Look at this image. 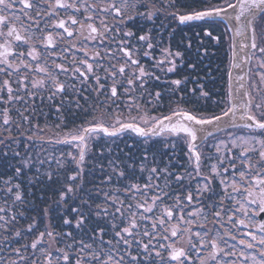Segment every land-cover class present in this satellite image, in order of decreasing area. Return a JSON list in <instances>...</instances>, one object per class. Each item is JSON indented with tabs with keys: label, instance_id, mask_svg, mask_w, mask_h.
Here are the masks:
<instances>
[{
	"label": "snow or ice",
	"instance_id": "snow-or-ice-1",
	"mask_svg": "<svg viewBox=\"0 0 264 264\" xmlns=\"http://www.w3.org/2000/svg\"><path fill=\"white\" fill-rule=\"evenodd\" d=\"M217 29L230 68L255 60L251 90L228 71L223 100L200 75ZM73 37L98 43L53 51ZM125 134L144 147L93 152ZM0 201V264H264V0H0Z\"/></svg>",
	"mask_w": 264,
	"mask_h": 264
},
{
	"label": "trees",
	"instance_id": "trees-1",
	"mask_svg": "<svg viewBox=\"0 0 264 264\" xmlns=\"http://www.w3.org/2000/svg\"><path fill=\"white\" fill-rule=\"evenodd\" d=\"M219 35H222V30L220 29V33ZM206 45L208 46V51H209V55L205 58V61L207 63V68L204 72V63L201 66V72L200 75L205 76V73L207 74V77L210 79L209 83L206 84L207 89L212 93V95H216L220 86V82H222V76L224 81H226V74H227V66L229 65V57H230V51L229 49H226L225 46V42L224 41V36L222 35V39H221V45L219 47H214L213 45V41L206 39L205 40ZM221 62V66L223 67L222 72L220 70L217 69V66H219V63ZM217 96V95H216ZM164 106L170 105L169 102L167 101V97H165V101H164ZM150 107V106H149ZM153 111H155V109H153ZM41 123L44 122V117L41 116L40 118ZM53 131H59L54 129ZM20 143L19 145H13L14 147L17 148L18 151L24 152L26 145H28L30 142H28L24 137H20ZM137 141L140 143V147L143 148L144 145L142 144V139L141 138H137L134 135L131 134H126L123 135L122 137L116 138L115 143H112L111 140H107V143L105 144L104 141H101L99 144H94L92 146L93 148V152L94 153H98L100 151L104 152V156L105 157H113L116 155H119L121 159H124V153L128 152L129 149L127 147V144H132L133 141ZM125 141L127 143H125ZM101 145H103V147H101ZM41 145L37 144L35 148L31 149L34 153L35 152H39ZM43 147L45 149H47V152L49 154H54L57 157L60 156L62 151H68L69 148L67 145H58V144H43ZM111 147L112 148V152H108V148ZM122 150V151H121ZM43 155V153H42ZM134 155L139 156L140 155V149H135L134 150ZM106 163V161H104ZM94 161L89 165V168L92 169L93 175L88 176L89 180H93L96 177L99 176V172L98 170H96L94 168ZM46 167V166H45ZM89 169H86V171H88ZM32 172L35 171V168L31 169ZM89 187H91V184L89 185ZM0 203H2V201H0ZM21 228H25L26 227V222L24 220V218H21V224H20ZM42 230V229H41ZM60 230V229H58ZM62 230L63 231H70L71 229L68 226H62ZM30 238L27 234L25 235V237H19L16 238L17 240H19V244H10L8 246H6L5 252L2 253V255L4 256H8L11 249L15 248V247H20L21 244L30 242ZM25 256H30L32 255V252H25L24 253ZM36 256H39V253H36ZM13 259H16V257H12ZM40 260L42 261L43 258L40 257Z\"/></svg>",
	"mask_w": 264,
	"mask_h": 264
},
{
	"label": "flooded vegetation",
	"instance_id": "flooded-vegetation-1",
	"mask_svg": "<svg viewBox=\"0 0 264 264\" xmlns=\"http://www.w3.org/2000/svg\"><path fill=\"white\" fill-rule=\"evenodd\" d=\"M17 7L19 8V6H17ZM59 11H60V16L61 17H66V15L73 14V12L71 10L67 14L63 10H59ZM76 15H77V18L78 19H82V17L79 14H76ZM55 19L56 18L53 17V19H52L51 22H55ZM109 22L110 23L112 22L111 21V18H109ZM16 26L19 28V24L18 23H17ZM41 28L44 31H52L54 36H55V33L56 32H61V33L63 32L62 29H51V28L44 29L43 24L41 25ZM222 32H223V30H222ZM219 33H220V29H217V31L214 34L219 36ZM21 34L23 35L24 33L21 32ZM37 35H40V33H37ZM223 36H224V41H226L225 42L226 49H230V47H229V45L231 43V41H230V33H228L226 35H223ZM206 39L207 38H205V40ZM97 43L98 42H93V41H88L86 43H81L79 41V39H77L75 37H73V38H66V40H64V41H58L56 43V46L53 49V51H56L57 53H59L62 49L68 48L69 51L66 53V55L69 57V59H73V58L79 59V58H82L83 57V53L81 51H79V49H81V48H89V47L90 48H95L96 45H97ZM72 45H75V47H72ZM213 45H214V47H219L221 45V42L219 44H216L213 41ZM39 47H41V50H43V46H39ZM157 56H159V53H157ZM57 62H61V61L57 60ZM229 62H230V58H229ZM203 63H204V72H205V70L207 68V63H206L205 59H204ZM220 66H221V62L219 63V66H217V69L222 72L223 67H220ZM254 66H255V60L253 59V60H251L250 67H249V68H252L253 72L255 71V67ZM229 68H230V63L227 66V73L229 71ZM173 77H174V74H168V77H166V78H173ZM63 78L64 77L61 75V79H63ZM202 79H203V82L205 84H208L209 81H210V79L207 77V74L206 73H205V76H202ZM254 81H256V77L253 76L251 73H249L248 82H247L248 83L249 90H251V85L253 84ZM257 83H258V81H257ZM219 84H220V86H219L218 92L216 94L217 96L215 94L212 95L213 100H223V98L225 97V92L227 90V84H228V76H227V74H226V81H224L223 76H222V82H220ZM253 94L255 95V93H253ZM147 99L148 98L145 97L144 98V102H145V106L147 108H149V110L151 112L150 115H154V116H160L161 114L167 115V114H169L170 107H175V104L173 103V104H170V105H167V106L162 105L161 107H159L158 109H155V111H153V109L151 108V105H148L146 103ZM173 99H175V98H173ZM203 103H204L203 101H200L199 102V104H201V105ZM163 104H164V102H163ZM121 108L123 109V115L120 118L121 119H124V120H127L128 117H129V111H128V109L123 108L122 105H121ZM212 108H213L214 111L217 112V114H219V109L215 108L214 105L212 106ZM44 111L48 114L47 115V120H48L49 123H56L57 122V120H56V114H55L54 109H51L50 110L48 107H45L44 108ZM113 112L114 113L116 112V109L115 108H113ZM131 115L135 116V115H137V113L135 111H132L131 112ZM89 118H91V117H89ZM44 121H45V118H44ZM77 122H79V121H77ZM43 123H41V124H43ZM131 135H133V134H131ZM218 135H219L220 138H225L226 137V133H223V132L222 133H219ZM164 139H165L164 137H159V138H157V137L153 138L152 137L150 139L149 143L151 144V143H153L155 141H162ZM168 139H172V138L169 137ZM164 151H167V149H164ZM178 152H179V150H177V153ZM150 159H151V157H150ZM229 243H233V241L229 240ZM193 258H195V256Z\"/></svg>",
	"mask_w": 264,
	"mask_h": 264
},
{
	"label": "water",
	"instance_id": "water-1",
	"mask_svg": "<svg viewBox=\"0 0 264 264\" xmlns=\"http://www.w3.org/2000/svg\"><path fill=\"white\" fill-rule=\"evenodd\" d=\"M229 33H230V38H232L233 33H231V32H229ZM235 39H236V43H237V52H239V56L237 58V63H239L240 60L244 57L245 52H247L248 50L245 49L244 52H240L239 44H240L241 38L240 37H236ZM230 41L232 42V39ZM230 51H231V49H230ZM231 55H232V51H231ZM230 59H231V57H230ZM250 63H251V61H249L247 64L242 63L240 68H230L229 69V71H231L232 74H233L234 80H235L236 77L245 76L244 83H245L246 87H248V83L247 82H248V76H249V72L248 71H249ZM246 73H248V75H245ZM238 84H239V81H236V86L237 87H238ZM153 138H155V137H153ZM157 138H159V136ZM141 139H143V138H141Z\"/></svg>",
	"mask_w": 264,
	"mask_h": 264
},
{
	"label": "rangeland",
	"instance_id": "rangeland-1",
	"mask_svg": "<svg viewBox=\"0 0 264 264\" xmlns=\"http://www.w3.org/2000/svg\"><path fill=\"white\" fill-rule=\"evenodd\" d=\"M150 113H151V112H150ZM124 115H125V114H124ZM54 132H55V131H54ZM47 135H48V136H51V135H52V133H48Z\"/></svg>",
	"mask_w": 264,
	"mask_h": 264
}]
</instances>
